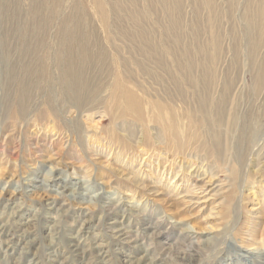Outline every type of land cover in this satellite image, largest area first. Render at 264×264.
<instances>
[{
  "label": "rangeland",
  "instance_id": "rangeland-1",
  "mask_svg": "<svg viewBox=\"0 0 264 264\" xmlns=\"http://www.w3.org/2000/svg\"><path fill=\"white\" fill-rule=\"evenodd\" d=\"M68 37L86 49L88 79L117 67L155 91L141 71L183 69L213 96L230 89L212 181L126 149L113 89L87 95L80 118L70 104L17 115L15 88ZM88 115L101 127L90 140ZM244 125L255 143L241 154ZM184 137L172 155L204 160L192 144L203 133ZM262 153L264 0H0V264H264V170L252 174Z\"/></svg>",
  "mask_w": 264,
  "mask_h": 264
},
{
  "label": "bare ground",
  "instance_id": "bare-ground-1",
  "mask_svg": "<svg viewBox=\"0 0 264 264\" xmlns=\"http://www.w3.org/2000/svg\"><path fill=\"white\" fill-rule=\"evenodd\" d=\"M104 26L106 28L105 24ZM78 42L75 38H65L62 45L64 52L56 50L53 54L45 57L43 61L39 57L34 59V62L39 64V68L31 66L26 82L22 85L18 84L15 88L16 93L20 94V97L15 99L20 110L17 115L30 114L31 111L33 112L38 106H41L40 103H43L46 106L45 111L52 116L59 114L61 109L66 111L65 104H70L77 110L75 116L79 117L78 115L81 116V113L84 112L83 104L87 105V95L95 96L101 94L103 90L113 89L112 96L121 106L119 118L129 120L128 123H123V128L118 131L120 134L122 133L123 139L125 138L123 143L126 145V149H132L134 153L148 155V157L152 154L153 157L156 154H166L170 164H175L177 160L180 168L187 167V175L195 183L202 182L208 177L211 180L213 178L212 169L208 163L211 160L214 163H223L226 150L220 135L213 131V128L221 122L223 113L221 107L227 103L226 96L230 93V89L225 91L224 88H221L215 93L216 96H213V91L209 93L207 89H204L205 87L198 89L195 82L188 83L189 78L190 81L193 80L192 76L183 69L171 71L157 68L141 71L140 75L146 79V81L144 80L145 85L148 87L155 86L158 88L155 91L143 88L142 84L133 80L136 75L117 67L111 69L106 76L101 75L88 79L85 77V73L91 68L85 69L78 65V61H89L88 54H85L87 52L83 43L78 44ZM149 48L151 49V47ZM138 53L143 56L149 51L144 48ZM73 56H75L74 59ZM114 64L117 65L116 62ZM52 71L56 76L50 80L48 75ZM89 82H92V85ZM205 95L206 97H204ZM193 104L194 106H192ZM89 109H91L90 106L86 111ZM80 120L83 121L82 117ZM84 120L86 122L84 124L86 134H97L100 131V123L93 124L91 115L86 116ZM151 124H157L160 131L150 129L148 125ZM248 129V126L244 125L238 139L240 142L237 150L241 154L248 143H255V139L249 141L246 138ZM188 131L195 134L200 131L203 133L204 137L198 138L192 144H197V148L205 152L204 160H200L197 156L192 157L182 153L172 155L173 144L176 148H180L187 140L184 134ZM88 134L89 139L87 140H90L92 136L89 137ZM190 141L191 139H188L187 142ZM260 155L258 156L259 166L252 171L254 175H259L260 171L264 170V153ZM29 181L32 183L33 180L30 179ZM6 236V226L0 224V239H5ZM75 240L73 242H76ZM72 247L77 249L78 246L73 244ZM10 248L13 249V247Z\"/></svg>",
  "mask_w": 264,
  "mask_h": 264
}]
</instances>
